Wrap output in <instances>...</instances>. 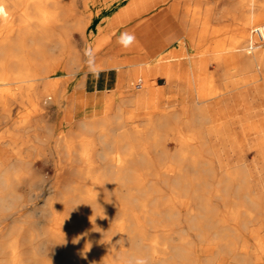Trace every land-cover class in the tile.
<instances>
[{
  "label": "bare ground",
  "instance_id": "6f19581e",
  "mask_svg": "<svg viewBox=\"0 0 264 264\" xmlns=\"http://www.w3.org/2000/svg\"><path fill=\"white\" fill-rule=\"evenodd\" d=\"M75 1L0 0V19L9 25L5 37L0 40V83L15 84L14 89H17L15 93L10 87L0 89V125L7 115L4 107L9 98L19 97L23 102L29 101L37 115L34 118L27 115L23 123L14 124L13 129H28L32 134L16 135L15 132L16 136L13 135L15 137L10 140L13 146L17 144L20 148L26 145L40 152L45 143L43 135L39 133L46 118L45 104L48 100L58 104L64 95L57 83L46 84V74L54 64L70 74L82 69L84 65L79 51L70 37L71 29L84 31L89 26L97 29L100 45L108 43L115 50L91 67L99 71L97 75H85L86 79L82 82L92 90L96 88L97 76L101 74L102 78L107 77L110 81L109 76L114 75L119 99L116 104L110 101L103 115L81 123L83 129L97 131L96 139H81L80 158L85 165L78 169L85 170L91 179L86 184L85 199L97 202L95 208L99 209L98 217L96 219L85 205L77 206L89 221L87 226L82 225L86 233L77 237V223L81 214L75 216L68 212L67 187L71 182H67L62 173L59 178L64 183L59 195L42 208L49 224L43 226V231L41 229L42 246H38L42 248L50 244L61 254H57L59 260L56 261L55 257H50L52 260L42 259L45 254L38 256L36 247H22L20 225L14 224L4 233L13 237L9 241L6 238L0 240V264H80L82 261L100 264L102 259L119 256L116 240L107 230L112 218L111 205L109 207L108 204L115 201L117 211L122 215L127 207L121 204L122 200L109 198L108 187L111 184L107 182V175L111 173L124 184L132 177L131 172L135 171L133 178L142 181L138 193L144 196L143 200L150 203L155 201L156 204L162 194L157 193L155 183L146 184L150 179H143L139 172L142 169L159 170L166 175L164 181L170 186L171 201L178 198L182 207L181 210L175 209V224L183 223L186 231L180 243L172 246L173 259L164 257L165 252L153 245L149 250L156 261L160 264H216L224 256L233 264H264V190H255L241 152L244 144L251 143L249 135L254 128L252 118L258 116L257 113L248 115L260 109L263 111L264 104L251 107L254 111H249L251 108L243 109L240 105L242 90L247 85H256L257 95L260 90L264 93V41H259L254 33L255 27L264 24V0H197V6L191 7L189 4L183 8L181 5L185 3L172 0H108L90 14L87 22L84 17L75 15ZM149 13V16L142 17ZM168 13L174 16L175 24L185 34L179 36L174 32L168 37L166 42L171 47L161 55V59L188 54L187 61L180 60L175 65L172 64L177 61L174 59L176 61L166 65L163 61L154 60L165 50L166 42L148 51L151 52L150 60L136 61L123 54L126 49L123 44L116 45L117 38L122 40L124 34L134 35L144 26H157L160 29ZM16 17L22 22L14 27L9 21ZM131 18L138 19L122 33L116 31L115 37L104 34L103 22H109L114 27ZM32 20L36 21L37 28H29L28 22ZM151 32L155 33L156 30ZM39 35L44 37L37 38ZM213 36L218 38L212 39L213 43L207 45L205 50L187 52L191 46L197 48ZM203 51L209 52V55L197 58ZM208 63L215 65L214 72L207 73ZM182 67L194 74V88L189 82L186 87L175 82L177 75V80L182 79L181 74L185 72L179 73ZM196 70L199 73H195ZM158 78H161L160 81ZM163 83L179 86V103L159 105L154 102L153 97L157 92L160 94ZM158 96L162 98L163 95ZM258 97L261 98L260 93ZM139 113L144 115L140 119L142 124L134 118ZM167 139L174 140V150L169 147ZM60 141L64 142L66 152H70L67 150L66 135ZM94 141L99 145L96 149ZM136 145L138 149H135ZM123 146L131 148L126 155H122L126 152L116 151L110 156L108 149ZM22 153L18 149L15 156L9 155L0 147V171L14 173L21 162L28 161ZM95 154L102 161L108 159L107 163L99 168L92 166ZM215 170H219L221 175L211 182ZM70 193V197L80 196L76 188ZM155 204L150 208L157 212ZM181 212H184V217L180 216ZM6 218H0V227ZM135 218L141 224L139 213ZM92 227L104 237L94 234ZM115 227L126 237L121 240L123 244L119 250L127 252L134 261L143 260L146 264L140 246L141 243L148 244L145 237L132 238L125 220L115 223ZM26 230L28 236L32 237L33 231L28 226ZM70 236L80 239L81 251L69 239ZM192 236L198 238L199 242H195ZM205 250L210 254L202 262L196 263L197 253Z\"/></svg>",
  "mask_w": 264,
  "mask_h": 264
},
{
  "label": "rangeland",
  "instance_id": "374dc122",
  "mask_svg": "<svg viewBox=\"0 0 264 264\" xmlns=\"http://www.w3.org/2000/svg\"><path fill=\"white\" fill-rule=\"evenodd\" d=\"M107 1L108 0H76L75 1V7H76L75 15L84 17L87 22L90 14L98 10L100 5ZM173 1L174 2L180 1L181 4L185 3L181 5L182 8L185 5H189V4H190L189 6L191 7L197 6V0H172V2ZM168 14L169 15H167L162 20L163 24L160 25V30L163 33L167 34L175 29V32H177V35L179 36L184 35L185 34L184 30H182L178 24H175L174 16L171 13H168ZM149 15L150 13L148 15L144 14L142 17H147ZM137 19L138 18L127 19V21H124L119 26H114V27H112L113 25L109 22H103L102 25H103L104 34L115 37L114 35L116 31H119L122 33V31H124L128 27H131L136 22ZM165 21H169V22L165 23ZM170 21L173 22L172 26H170ZM21 22L22 21H20V19H18L17 17L9 21V23H11V25H13L14 27L19 26V23ZM28 23H29V28H37L35 25L36 24L35 20L29 21ZM8 26L9 25L5 24L0 19V31H1L0 40L5 37L6 29ZM92 28L94 27L89 26L84 31H80L78 29L73 28L71 29V33H70L71 40L73 41L77 50L79 51L81 62L84 65L83 68L82 69L80 68L75 74H70L68 70L63 69L54 64L55 66L53 65L50 69L52 73L49 71L46 74V82H47L46 84L57 83V86L60 88V90L62 92L64 91L63 92L64 95L58 104L53 103L52 100H48V102L45 104L46 111H47L46 118H45V121L43 122L42 128L40 129L41 131L39 130V133L43 135V138L45 140V143H43L42 145L44 147V148L42 147L43 151L41 150L40 152H38L35 149L29 146H26V145H23V147L19 148L18 147L19 145L16 144L13 146L11 144L10 139L12 137H15L16 135H20V134L29 135L30 134L29 136H31L32 134V131H30L31 132L30 133L28 129H20V130L13 129V125L19 124V123L22 124L23 119L27 115H29L32 118H34V116L37 115L36 112H35L36 114L35 115L34 111H32L31 109L32 105L29 101L23 102L21 101L19 97L9 98L4 107L5 109H7V113H6L7 115L5 116L3 122L0 125V147L3 149V151H6L9 155L15 156V151L20 149V151L23 152L22 155L28 160L26 162L25 161L21 162V164H19L16 167V170L13 171L14 172L13 178L15 179V181L17 183H23L26 186H31L32 184H35L36 181L40 177H43L46 180V184L44 186L42 194L36 200L31 201L30 206L28 208L20 211L18 214L12 217H8L4 219L3 226L0 227V240L2 241V240H5L6 238V240L8 239L9 241V239H11L10 237H13V236H10V235L6 236L5 231L8 230V228H10L14 224L20 225L19 228L21 230V233L19 234V238H21L22 247L24 248H28L30 246L36 247V249H38L37 255L41 254L40 256H42L43 254H45L41 257L42 259L43 257L47 259H49L50 257H55V260L58 261L60 258L59 256H61V254L59 253L60 254L59 255L58 251L55 250L48 243L42 248H39V247L42 246L40 242L43 239V234L41 233L43 231V226H46L49 224V219L46 217V213L42 211V208H44L45 204L49 200L59 195V192L63 187L62 183H64L63 180L59 178V176L62 173L65 174V180L67 182H71L70 183L71 185L67 187V189L69 190L68 192L69 197L67 200V206L69 209L68 212L69 213L72 212L70 214L75 215V216H78V214H81V219L76 217L77 219L80 220L77 223L79 225L77 237L78 236L80 237L86 233V229L82 228V225L87 226L89 224V221L85 219L84 217L85 216L84 211L81 209L78 210L77 206L85 205V207L91 211V213L95 216L96 219L99 213L98 211L99 209L96 210L95 208V206L97 205V202L89 201V199L88 200L85 199V196L87 195L86 184L91 179L88 178L85 170L78 169L79 167H83L85 165V163L80 158V151L82 150L81 139L82 138L96 139L97 131L83 129L81 127V123L83 120H91V119H94V118H97L103 115L108 105L111 102L112 104L113 103L116 104L119 101V99L116 94L117 93V89H115L116 86L114 85V81H115L114 75L109 76L110 81L107 80L108 79L107 77L102 78L101 74L97 76L98 79L95 81V84H94L96 88L92 90L87 89V85H85V83L82 82L83 79H86L85 75H91L93 73H94L93 75H97L99 71L91 69V67L97 64L100 58L108 57L115 50V48H111L110 44L108 43H104L100 45V43L98 42L99 41L98 31L97 29L95 28L92 29ZM218 36L220 37L222 35H218ZM218 36H213V38L209 37V39L204 40L205 42H202L204 44H201V46L197 48L195 46H191V48L187 52H194L196 50H201V49L205 50L207 45L209 46L211 43H213V40L217 39ZM36 37L41 38L44 36L39 35ZM117 39L118 40L116 42V45L122 46L123 44L122 40H119L120 38H117ZM165 45H166L165 50L161 52L160 54L156 55V58L154 60L163 61L164 64L166 65L168 63L171 64L172 61H176V60L177 61L173 62L172 64L176 65L180 60H184V59H185L184 61L188 60V57H189L188 54L185 56L177 57L178 59L176 57L161 59L162 58L161 55L165 54L166 50L170 49L171 47V45H168L167 43H165ZM95 47L96 48L99 47L98 48L99 50H97L96 52H95V49H96ZM206 53H207L206 51H203L201 54L197 55V58H199L200 56L201 57L208 56L209 52L207 54ZM123 54L126 55L125 52H123ZM150 58H151V52H147L141 57L137 58L136 60H139V59L150 60ZM214 67L215 65L213 63H208L206 67L207 73L214 72L216 70ZM185 68L186 67L180 68V71H179L180 74L183 71L185 72L182 73L183 75L181 74L182 79L179 78L177 80L178 78V75H177L175 77V80H176L175 82L176 83L178 82L179 86L181 84H183L181 86L185 85L184 87H186L187 84L190 83L192 87L194 88L195 76L192 72H190V69L186 68L185 70ZM195 73H199V70H196ZM160 79L161 78H158V81H160ZM183 79H186V81H184ZM105 85H107V87H104ZM156 85L155 87L159 89L160 87L165 88V89L164 88L160 89L161 92H163L162 94L161 92L160 94H158V92L155 93L156 96L154 95L153 100L154 102L156 101L155 102L156 104L166 105L168 103H175V104L179 103L180 101L179 95L181 93L180 89L178 88L179 86H173L170 83H165V84L163 83L161 84L160 87L158 84ZM15 86H16L15 84L0 83V89L1 88L6 89L10 87V89H13V93L17 91V89H14ZM255 87L256 85L249 84L247 85L246 89L242 90V97L240 98L241 99L240 105L243 109L251 108L253 106H259L262 103L264 104V93L258 88V90H260L261 92L259 91L257 95ZM108 93H111V94H108ZM259 93L261 94V98L258 97ZM158 95H160V97L161 95L163 96L162 98H158L159 97ZM157 101L159 102L157 103ZM128 107L130 106H127V108ZM252 110L254 111L253 108L249 109V111H252ZM263 111L260 109L248 115L250 116L255 113L258 114V116L252 118L253 122L255 123L254 124L255 135H256V132L259 130L260 124H261L260 122L258 123V120L264 117ZM143 116H144L143 114L139 113L134 118L138 119L139 120L138 123L142 124L143 122H141L140 119ZM15 132L17 133L16 135H15ZM63 135H66L67 146H69L67 147V150L69 149L70 152H66L64 142L60 141ZM94 142L96 143L94 146V149H96L99 147V145L96 141ZM167 142L169 144V147L171 149L173 148L172 150H174V144H175L174 140L167 139ZM135 147H136L135 149H138L137 145ZM119 149H116V148L108 149L110 156H112L116 151L126 152L125 154H122V155H126L127 151L130 150L131 148L123 146ZM150 150H152V148H150ZM249 158L252 159L253 154H250ZM93 159L95 161L92 163V166H94L95 168H99V166H103L105 163H107V160H108L107 159L106 161L104 160L102 161L98 158L96 154L93 155ZM139 172L143 175L144 180L150 179V182L146 181L147 182L146 184L150 185V184L155 183L156 188H157V193H161L162 195L159 196L160 199L159 201H157L156 204H155V201L150 203L147 200H143L144 196L140 195L137 190L139 186L142 185V181L140 179L133 178V175L136 173L135 171L131 172L132 177H130L129 180L125 181L124 184L122 182L117 181V179L111 173L107 175V182L111 184L108 187L109 188L108 189L109 198H112L114 200L116 199L122 200L123 203L121 204L127 207V209L122 215V213L117 211L118 206L116 207L114 203L115 201H112L111 204H108L109 207L111 205L110 208L112 212L111 213L112 218L110 219L108 223V225L110 224V226L107 227V230L109 231L111 238L116 240L115 247L118 251L119 256H116L115 258L112 257V259L111 258L102 259V263L100 264H114V262L115 263L123 262L125 264H136V261H134V259L128 257L127 252L119 250L121 245L123 244L121 243V240L125 239L126 237L124 234L120 233L116 229L115 223L120 222L122 220H125L127 224V229L128 231L130 230V234L133 236L132 238H136L139 236L145 237V242H147L148 244L141 243L140 246L142 247V251H144L143 258L145 259L146 264H160L158 261H156L152 257V251L149 250L151 247H153V245H156L158 249H161L160 251L163 250V252H165L164 257H166L167 259H173L175 257L173 253V247L180 243V238L182 234L186 232L185 229H183L185 228L183 227V223L175 224V209L181 210L182 207L180 205L181 202H179L178 198L177 199L175 198L171 201V198L173 196H170L171 195L170 186L166 184L164 181L166 175L163 173H160L159 170L152 171V170L142 169ZM189 174L190 176H193V173L189 172ZM220 175H221L220 171L215 170L213 172V177H211L210 181L215 182L217 177H219ZM159 176H162L163 178H159ZM74 188H76V190L80 192L79 193L80 196L75 195L74 197H70V194H71L70 190L73 191ZM154 204H155V208L157 212L151 209L152 207L150 205H154ZM190 204H193V202H191ZM138 213L140 215V219L142 220L141 224H139L135 218V215ZM169 213H171V215H169ZM184 215H185L184 212L180 213V216L184 217ZM32 224L34 225L33 227H32ZM27 226L33 231L32 237L28 236L29 234L26 230ZM91 230L93 231L94 234H97V236L99 234L100 236L101 232L99 233V231L94 229V227H92ZM101 236L103 235L101 234ZM191 238L195 239V242H199L198 238H196L195 236H192ZM69 239L72 240L74 245L77 244L78 249L81 251L82 243L80 239L76 237L71 238V236ZM98 240H99V237H98ZM126 242L128 241L126 240ZM43 248H45V250ZM170 252L173 253V255ZM209 252L210 251L208 250L198 252L195 257V262L196 263L202 262L204 258L210 254ZM52 254L53 255L58 254L59 256L58 255L53 256ZM82 257H85L84 253H82ZM222 257H223L222 260H219L216 264H219V263L226 264L227 262L229 264H233L232 262H230V260H228L227 257H224V256ZM50 259L52 260V258ZM80 264H92V263L88 261H82V263ZM238 264H251V262L249 263L238 262Z\"/></svg>",
  "mask_w": 264,
  "mask_h": 264
},
{
  "label": "crops",
  "instance_id": "0c3cea01",
  "mask_svg": "<svg viewBox=\"0 0 264 264\" xmlns=\"http://www.w3.org/2000/svg\"><path fill=\"white\" fill-rule=\"evenodd\" d=\"M151 30H156V32L152 33ZM139 31L140 32H137L134 35L131 34L135 37L131 45L125 46L123 44L126 48V55L133 60L141 57L158 44L165 43L168 37L175 32V30H172L167 34H164L157 26H153L151 28L144 26ZM259 122L261 124L259 130L256 132V135L253 128L251 134L249 135V138L252 139L251 143L244 144L241 151L244 164L257 192L264 190V117L259 119L258 123ZM250 154H253L252 159L249 158ZM226 264L229 263L227 262Z\"/></svg>",
  "mask_w": 264,
  "mask_h": 264
},
{
  "label": "clouds",
  "instance_id": "9594fccd",
  "mask_svg": "<svg viewBox=\"0 0 264 264\" xmlns=\"http://www.w3.org/2000/svg\"><path fill=\"white\" fill-rule=\"evenodd\" d=\"M134 39L135 37L131 34H124L122 43L129 46ZM45 184V178L40 177L35 184L26 186L23 183H17L11 171H0V218L12 217L28 208L30 202L42 194ZM136 264H145V262L138 260Z\"/></svg>",
  "mask_w": 264,
  "mask_h": 264
},
{
  "label": "built area",
  "instance_id": "2783aa9c",
  "mask_svg": "<svg viewBox=\"0 0 264 264\" xmlns=\"http://www.w3.org/2000/svg\"><path fill=\"white\" fill-rule=\"evenodd\" d=\"M254 33H255L256 38H257L259 41H261V42L264 41V24L255 27V29H254Z\"/></svg>",
  "mask_w": 264,
  "mask_h": 264
}]
</instances>
